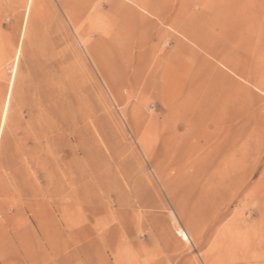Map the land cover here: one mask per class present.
<instances>
[{"label":"rangeland","instance_id":"374dc122","mask_svg":"<svg viewBox=\"0 0 264 264\" xmlns=\"http://www.w3.org/2000/svg\"><path fill=\"white\" fill-rule=\"evenodd\" d=\"M0 264H264V0H0Z\"/></svg>","mask_w":264,"mask_h":264},{"label":"bare ground","instance_id":"6f19581e","mask_svg":"<svg viewBox=\"0 0 264 264\" xmlns=\"http://www.w3.org/2000/svg\"><path fill=\"white\" fill-rule=\"evenodd\" d=\"M143 10H144V9H143ZM181 235H182V237H183L184 239L188 240V236L186 235L185 232H182V231H181Z\"/></svg>","mask_w":264,"mask_h":264}]
</instances>
